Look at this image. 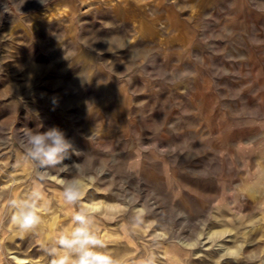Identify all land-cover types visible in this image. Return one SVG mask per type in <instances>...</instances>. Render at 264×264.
Wrapping results in <instances>:
<instances>
[{"label": "rangeland", "instance_id": "rangeland-1", "mask_svg": "<svg viewBox=\"0 0 264 264\" xmlns=\"http://www.w3.org/2000/svg\"><path fill=\"white\" fill-rule=\"evenodd\" d=\"M257 6L264 0H0V264H51L41 244L72 227L61 179L74 173L60 168L39 184L40 225L21 234L11 221L9 201L38 183L21 133L53 127L82 153L63 164L92 161L81 204L99 206L96 230L113 233L100 251L116 264L142 257L126 249L122 225L141 245L153 230L197 241L183 262L141 248L147 264H264Z\"/></svg>", "mask_w": 264, "mask_h": 264}, {"label": "clouds", "instance_id": "clouds-1", "mask_svg": "<svg viewBox=\"0 0 264 264\" xmlns=\"http://www.w3.org/2000/svg\"><path fill=\"white\" fill-rule=\"evenodd\" d=\"M41 2L44 3V0ZM256 10L264 13V6H257ZM55 103L53 99V104ZM20 142L24 157L36 165L38 183H34L25 198L9 201V207L14 213L11 217L12 223L21 234L34 231L41 223L38 207L45 201L39 184L49 179L50 169L60 168L69 175L74 173V178L63 184L61 194L63 204L74 209L70 217L72 227L41 244V248L52 257L51 264H116L113 257L100 251L105 244L94 230V217L98 209L81 204L83 186L79 177L88 174L92 161L86 156L82 163H75L72 168L63 164L70 154L79 156L82 153L74 149L65 132L58 127L49 128L47 131L27 128L21 133ZM65 252L71 257L70 261L65 260Z\"/></svg>", "mask_w": 264, "mask_h": 264}, {"label": "bare ground", "instance_id": "bare-ground-1", "mask_svg": "<svg viewBox=\"0 0 264 264\" xmlns=\"http://www.w3.org/2000/svg\"><path fill=\"white\" fill-rule=\"evenodd\" d=\"M61 181L63 183L67 182L64 178L61 179ZM14 186V184H13ZM13 189V188H12ZM15 197V196H14ZM62 198V197H61ZM18 200V199H17ZM63 203V202H62ZM87 206V205H86ZM89 207H95L96 209H98L99 206L97 205H94V204H91ZM111 215V217L114 218V214H107V216L109 217ZM45 216V215H44ZM53 219V218H51ZM60 220V219H59ZM50 221V220H49ZM58 221V220H57ZM61 222V221H60ZM101 221H97V223L94 224V227L96 230V228H99V225H97L98 223H100ZM51 223V222H50ZM44 224V223H43ZM100 224H104L103 222H101ZM122 231H123V236L124 238H126L127 240V243L129 245L128 250H131L133 252V254L135 255L136 253L140 256H142L140 258V260L138 261L139 263L138 264H147V259H145L144 255H142V249L141 248H145V252L144 254L147 255V254H151L150 255H147L149 257H154L152 252L147 250V247H149L150 249H153L152 251H156L158 249H162V252L163 254L165 255L166 257V261L167 263H170L172 262V257H175V260H178V261H185L186 260V256L189 255V250H187L184 246H193L194 244H196L197 241H189L188 239H185V238H181L179 240V242H176L174 243L172 240H170V235L168 233H159L157 232L156 230H153L152 233H148L147 236H153L154 238H150L147 239L143 245H141L139 243V241L137 240V235L130 229H128L126 227V225H122ZM150 226V225H149ZM45 228V227H44ZM53 228V226H52ZM148 230V229H147ZM194 230V229H193ZM48 232V231H47ZM97 233V235L100 237H102V240L104 242V238L107 237L108 239H110L111 237L110 236H113V233L111 230H105L104 233H100L99 231H95ZM100 233V234H99ZM219 233V232H218ZM3 234V233H2ZM5 234V232H4ZM8 234V233H7ZM198 236V235H197ZM206 236V235H205ZM141 237V236H140ZM201 238V237H200ZM146 239V238H145ZM196 239V238H195ZM113 241H117V238L115 239H111ZM118 243V242H117ZM5 246V241H3L2 239L0 240V248H4ZM152 247V248H151ZM115 250H116V253L121 251V247L120 246H114ZM149 251V253H147ZM105 253V251H102ZM172 256V257H170ZM157 259V258H156ZM162 261V260H161ZM117 262V261H116ZM227 263V262H226ZM118 264V263H117ZM221 264H225V263H221Z\"/></svg>", "mask_w": 264, "mask_h": 264}]
</instances>
